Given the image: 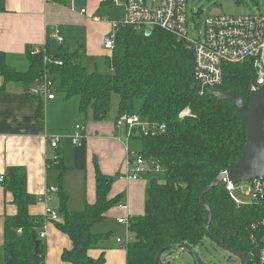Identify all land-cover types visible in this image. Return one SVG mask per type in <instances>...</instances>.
Instances as JSON below:
<instances>
[{
  "label": "trees",
  "instance_id": "obj_1",
  "mask_svg": "<svg viewBox=\"0 0 264 264\" xmlns=\"http://www.w3.org/2000/svg\"><path fill=\"white\" fill-rule=\"evenodd\" d=\"M32 50L27 51L26 71L13 68L8 55L0 52V75L6 82L18 83L36 99L39 115L43 113L45 99L29 90L43 72L50 71L57 82L56 95L65 100L75 99L83 119L91 113L93 120H104L116 93L117 118L139 115L145 121L167 126L163 133L140 138L141 154L159 164L164 174L152 178L148 184L145 214L130 219L133 239L126 248L127 264H154L163 249L173 245L194 249L205 237L245 253L249 264H254L250 224L260 216V210L254 206L238 207L224 182L205 195L204 203L200 201L205 188L241 158L247 132L245 123L235 117L231 101L220 99L215 91L201 93L192 51L163 29L138 32L131 26L118 29L115 48L105 56L113 74L90 71L78 55L63 47L57 53L46 49L37 55ZM46 54L63 64L45 63ZM256 76L251 60L227 63L223 83L216 90L237 91L249 103ZM186 109L191 114L182 117ZM49 165L61 173L60 217L53 221L73 244L64 251L63 260L72 264H103L104 257L95 259L90 251L98 248L108 234H95L92 227L119 203L120 197H110L112 177L97 167L96 201L81 212H70L60 151ZM3 177L1 185L14 195L17 213L5 219L2 264H45L47 248L40 231L48 216L31 213L38 197L28 191L27 172L23 167L12 166Z\"/></svg>",
  "mask_w": 264,
  "mask_h": 264
},
{
  "label": "crops",
  "instance_id": "obj_2",
  "mask_svg": "<svg viewBox=\"0 0 264 264\" xmlns=\"http://www.w3.org/2000/svg\"><path fill=\"white\" fill-rule=\"evenodd\" d=\"M81 9L86 12L82 13ZM102 11H111V14L120 11L119 19L115 15L105 20L98 15ZM124 16V0L119 4L114 0H0V52L8 55L9 64L18 71L29 67V48L57 53L63 47L78 55L81 62L83 58L105 60L111 53L105 48L104 40L112 30V21H121ZM55 31L64 38L62 44L51 36ZM25 60L24 70L17 68V61ZM71 102L76 105L74 110L69 108ZM37 107L36 99L23 87L16 82H6L0 75V176L9 167H23L27 172L28 191L38 197L31 213L46 215L48 208L59 213V192L47 194V190L60 184V170L49 165L60 151L65 166L62 181L68 194L67 208L70 212H81L87 204L96 201L98 167L104 175L112 177L110 197H120V200L104 220L93 225V233L108 234V238L90 254L95 259L103 256V264H127V250L118 239L131 240V232L129 225L120 223L119 219L145 214L148 184L152 178L160 176L153 160H147L146 173L135 180L127 178L132 168L129 153L140 154L143 142L139 138L129 139L125 129L116 124L118 106L112 122L95 121L91 113L83 119L78 113L77 101L65 100L59 94L53 100H44L42 115L38 114ZM71 111L82 120L73 121ZM77 125L84 127V137L79 144H74L72 134ZM52 135L60 136L58 147L52 146L49 138ZM16 213L14 195L0 185L2 260L5 219ZM43 241L47 248L45 264H72L62 258L64 251L72 248V241L58 229L56 221L46 220Z\"/></svg>",
  "mask_w": 264,
  "mask_h": 264
},
{
  "label": "built area",
  "instance_id": "obj_3",
  "mask_svg": "<svg viewBox=\"0 0 264 264\" xmlns=\"http://www.w3.org/2000/svg\"><path fill=\"white\" fill-rule=\"evenodd\" d=\"M114 2L119 4L120 0H114ZM124 6V19L112 21V30L104 40L106 49L112 51L115 48L116 35L120 27L131 26L138 32L159 28L169 32L178 43L184 44L193 52L195 77L202 94L215 91L223 83L225 64H242L247 60L253 62L257 73L251 92L264 85V11L246 16L210 15L204 19V28L199 35L192 37L189 33L188 0H124ZM81 12L85 13L86 9H81ZM51 36L60 44L64 42V38L58 31ZM42 52H46V49L37 47L32 50L34 55ZM44 61L55 65L63 64L62 61L53 59L47 54ZM56 84L53 73L45 71L36 79L29 92L32 95L53 100L56 98ZM116 124L125 129L129 139L157 135L165 132L167 128L165 124L151 123L143 120L139 115L128 114L118 117ZM83 132L84 127L77 125L72 134L74 144L82 141ZM49 138L53 147L59 146L60 136L52 135ZM129 155L132 168L127 178L135 180L148 171L147 160L141 153H129ZM153 163L155 171L162 169L155 161ZM3 181L4 177L1 175L0 185ZM224 183L238 207L254 206L260 210V216L250 224L249 238L255 250L254 264H264V177L236 184L226 179ZM237 186H240L242 191L251 198L248 205L234 199L233 192ZM58 191V187L52 186L48 188L47 194ZM121 207L127 208L126 205ZM46 216L51 220H58L60 217L59 213L51 208L47 209ZM119 222L130 225V218H120ZM40 237L42 239L46 237V222L40 231ZM130 241L128 238L118 239L124 248H127Z\"/></svg>",
  "mask_w": 264,
  "mask_h": 264
},
{
  "label": "rangeland",
  "instance_id": "obj_4",
  "mask_svg": "<svg viewBox=\"0 0 264 264\" xmlns=\"http://www.w3.org/2000/svg\"><path fill=\"white\" fill-rule=\"evenodd\" d=\"M122 2V0H120ZM264 11V0H188V18H189V33L192 37L199 35V32L204 28V19L210 15H231V16H246L254 15ZM102 11L98 13L101 18L113 19L120 15V11ZM108 13V14H107ZM110 13V14H109ZM114 14V15H113ZM116 15V16H115ZM119 19V18H118ZM17 68L24 70L26 60L17 61ZM83 64L90 70H98L102 74H113V69L109 68L104 58L100 57L91 61L89 59H82ZM97 62V66L95 65ZM75 100V99H74ZM119 102L118 94L112 95L111 108L104 121L112 122L115 117L116 109ZM76 105L74 102L69 104L70 110H74ZM71 111L70 118L73 121H81L82 117L74 115ZM191 114L189 109L181 113L182 117ZM160 177L163 176L164 170L159 169ZM234 199L241 203L249 204L251 198L242 191L240 186H237L233 192ZM131 240L133 239L130 233ZM201 264H242L241 259L230 250L219 244L210 237H205L203 243L194 248ZM1 252V251H0ZM188 248L175 247L165 252L161 258L162 264H167L171 261L172 264H200L199 260ZM0 264H2V253H0Z\"/></svg>",
  "mask_w": 264,
  "mask_h": 264
},
{
  "label": "water",
  "instance_id": "obj_5",
  "mask_svg": "<svg viewBox=\"0 0 264 264\" xmlns=\"http://www.w3.org/2000/svg\"><path fill=\"white\" fill-rule=\"evenodd\" d=\"M215 92L219 95L220 99L229 100L233 103L236 109L235 117L246 125L247 141L241 158L225 171H222L217 177V180L205 188L200 196L201 203H204V197L211 189L217 187L226 179L236 184L264 177V85L251 92L249 103L239 92L234 90H228L225 92L215 90ZM208 210L211 212L209 207ZM210 220H212V215ZM216 241L232 253L236 254L241 259L242 264H249L248 257L245 253L232 250L225 246L221 241ZM38 246L39 242L36 241L35 251H38ZM175 247L190 249L197 259L196 252L189 246L173 245L169 248L163 249L157 255L154 264H159L163 254ZM167 264H172V262L168 261Z\"/></svg>",
  "mask_w": 264,
  "mask_h": 264
}]
</instances>
